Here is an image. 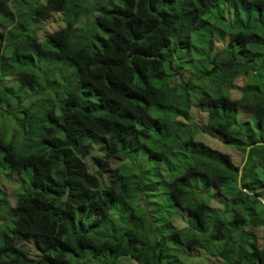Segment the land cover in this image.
<instances>
[{
    "label": "trees",
    "instance_id": "16d2710c",
    "mask_svg": "<svg viewBox=\"0 0 264 264\" xmlns=\"http://www.w3.org/2000/svg\"><path fill=\"white\" fill-rule=\"evenodd\" d=\"M263 127L264 0H0V264H264Z\"/></svg>",
    "mask_w": 264,
    "mask_h": 264
},
{
    "label": "rangeland",
    "instance_id": "374dc122",
    "mask_svg": "<svg viewBox=\"0 0 264 264\" xmlns=\"http://www.w3.org/2000/svg\"><path fill=\"white\" fill-rule=\"evenodd\" d=\"M53 22V20H52V18H48L46 21H43V22H41L39 25L41 26V28H40V30L41 31H43L42 29H44V30H46V31H50V30H52L53 28H54V26H55V23H52ZM56 22V21H55ZM218 47V46H217ZM198 80V79H197ZM206 82L205 83H207L208 85H210V83H209V78H207L206 80H205ZM197 83H200V82H198V81H196ZM243 84V78H237L236 80H235V82H234V84L232 85L233 86V90H232V97L233 96H235V97H237L238 96V91H239V87L241 86ZM209 88H212V87H210L209 86ZM194 96H195V94H194ZM203 115H199V116H197V118H195L198 122H200V123H203V121H204V116L202 117ZM192 121H194V119H193V117H192ZM262 135L264 136V127L262 128ZM208 136L207 135H205V134H203V133H198L196 136H195V138H197V139H201V138H207ZM209 138V137H208ZM201 141H203V142H207V144L211 147V148H213V149H216V150H218V151H222V152H227V153H225V155H227V157H229L230 159H229V161H230V163L231 164H233V165H238V167H240V165H241V162H239L240 161V154H239V152L238 151H236L235 149H233L232 147H230V146H228V145H223L224 147H226V150H222V145L220 144V142L219 141H217V140H215V139H205V141L204 140H202L201 139ZM222 146V147H221ZM113 164H116V162H114L113 160H109L108 161V165L110 166V165H113ZM4 193H5V195H6V197H7V200L9 201V202H11L12 203V194L10 193V191H9V188L7 187V185L4 187ZM24 244H25V246H26V249L28 250V253H30V254H33L34 253V249H33V246H32V243H31V241H26V242H24ZM126 263V262H125ZM209 264H221L219 261H215V260H212Z\"/></svg>",
    "mask_w": 264,
    "mask_h": 264
},
{
    "label": "water",
    "instance_id": "95a60500",
    "mask_svg": "<svg viewBox=\"0 0 264 264\" xmlns=\"http://www.w3.org/2000/svg\"><path fill=\"white\" fill-rule=\"evenodd\" d=\"M256 144H260V143H255V144H252V145H249L245 148V153H244V156H243V160L241 162V165L240 167L238 168V174H237V187L241 190V191H245V188L240 186V180H239V176H240V168L242 166V164L244 163L245 159H246V155H247V151L249 149L250 146H253V145H256Z\"/></svg>",
    "mask_w": 264,
    "mask_h": 264
},
{
    "label": "clouds",
    "instance_id": "9594fccd",
    "mask_svg": "<svg viewBox=\"0 0 264 264\" xmlns=\"http://www.w3.org/2000/svg\"><path fill=\"white\" fill-rule=\"evenodd\" d=\"M260 143V142H259Z\"/></svg>",
    "mask_w": 264,
    "mask_h": 264
}]
</instances>
